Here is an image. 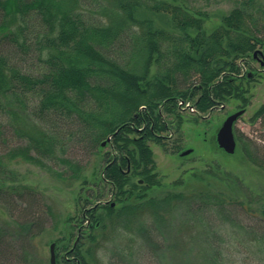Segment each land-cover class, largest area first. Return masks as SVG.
Returning a JSON list of instances; mask_svg holds the SVG:
<instances>
[{
  "label": "trees",
  "instance_id": "obj_1",
  "mask_svg": "<svg viewBox=\"0 0 264 264\" xmlns=\"http://www.w3.org/2000/svg\"><path fill=\"white\" fill-rule=\"evenodd\" d=\"M253 1L234 0L227 13L210 22L209 12L186 0H0V138L9 132L20 142L0 153V201L7 192L20 193L5 185L15 182L11 163L58 161L69 166V178L75 180L81 168L64 157L70 142L98 153L102 142L109 148L99 155L104 166L91 182L107 187L115 204L85 208V227L68 225L78 227V235L71 246V231L64 239V263L70 258L71 264H102L92 255L110 231L101 249L110 255L105 254L104 264H113L114 257L120 258L114 252L118 232L134 242L142 232L139 223L147 219L149 226L165 223L175 235L165 248L169 256L191 259L190 264H237L233 253L247 259L248 244L264 264V229L247 234L237 212L241 201L207 190L146 195L149 188L161 187L151 143L165 149L183 122L196 125L214 106L230 101L238 102L236 110L248 106L249 85L257 74L249 66L254 51L260 50L259 68H264V32L256 33L258 23L248 10ZM156 16L166 17L168 26H156ZM242 59H247V76L239 78ZM178 101L190 102L201 116L186 118ZM259 118H264V105L248 122ZM210 143L221 151L214 139ZM174 144L172 153L185 158L178 155L185 148ZM244 144L253 159L250 145ZM191 177L202 179L196 172ZM90 184L85 179V187ZM209 223L214 236L208 253L197 261L198 252L181 238L187 239L185 229ZM37 225L29 219L13 232L26 240L36 236ZM162 227L159 234L167 231ZM2 236L0 230V264H12ZM130 248L128 243L123 249ZM163 249L157 243L153 255L163 258ZM24 258L31 264L26 252Z\"/></svg>",
  "mask_w": 264,
  "mask_h": 264
},
{
  "label": "rangeland",
  "instance_id": "obj_2",
  "mask_svg": "<svg viewBox=\"0 0 264 264\" xmlns=\"http://www.w3.org/2000/svg\"><path fill=\"white\" fill-rule=\"evenodd\" d=\"M186 1L198 9L209 12L210 22L218 21L220 16L227 13L234 5V0ZM251 6L248 10L249 14H252L254 22L262 23L255 27L256 33L260 35L261 32H264V0H254ZM153 21L158 27H167L169 22L164 16L153 17ZM252 66L257 68L258 64L252 62ZM260 75L250 83L248 106L245 108L244 114L235 122L236 153L233 156H225L221 151L215 150L213 143H210L212 135L225 115L236 111L238 102L230 101L224 104L225 107L222 110L215 111L204 119L199 118L196 125L191 122H183L184 127L182 126L179 133L173 134L170 141H166L165 149L153 143L150 144L155 171L161 187L149 188L146 191L147 197L161 198L167 192L179 191L207 190L221 193L243 203L242 208H239L237 212L242 223L247 225V234L253 235V232H262L264 229V219L261 216V212L264 210V118L255 119L253 123L248 122L252 114L261 105H264V72ZM182 114L186 118L194 117L188 112ZM169 135L164 133V136L168 137ZM176 141L182 148H192L193 152L185 158H178L176 153H172ZM244 141H247V147L250 145L249 150L253 159L246 156ZM19 145L20 142L8 132L0 138V153H5ZM108 149L107 146H103L101 152L98 153L97 148L89 150L85 143L70 142L64 157L70 160L71 164L81 168L78 178L75 180L69 178L73 174L69 166L58 161L43 162L42 166L23 161L9 164L8 168L13 172L15 182H7L5 185L8 187L14 185L13 187H17L20 193L7 192L1 199L0 230L3 234L2 241L10 253L9 260L12 264H28L24 260L25 252L28 255V260L30 259L29 263L31 261V264H49L51 243L55 244L57 264H67L62 260L64 250L61 249V245L70 231L72 239L69 246L73 245L78 235V227L72 228L68 225L82 223L85 227L86 219L85 215H82L85 208L89 209L97 202H114V197L107 187L102 188V185L99 188L93 186L91 182L104 166L99 155ZM194 172L202 179L191 177ZM57 173H60V176ZM85 179L87 183H91L89 187H85ZM86 200L87 203H85ZM29 203H32L31 207ZM29 219H32L35 225L39 222L37 225L39 229L36 230V236L28 235L25 237L26 240H21L13 231L18 229V224ZM147 222L146 219L145 223H139L142 232H137L139 238H134V242L123 235L122 231L118 232L117 242L119 245L117 247L122 251L116 247L114 252L121 259L114 257L113 264H158L159 260L168 264L191 263V259L181 258L178 255L169 256L166 252L165 248L169 242H173L175 235L170 234L171 231L168 233L165 223L158 226L152 221V225L150 223L149 226ZM162 226H165L164 230L167 231L164 233L162 231L159 234L163 229ZM139 228L135 226V229ZM214 228V224L209 223L205 228L201 225H194L192 230H184L187 239L182 236L181 241L188 243L189 247H194V251L198 252L195 255L197 261L208 253L206 249L209 248L213 239ZM103 236H105L104 241H99L98 249L92 255L93 260L102 259V264L106 263L109 253H104L101 248L109 242L110 231H107ZM128 243L131 248L123 249ZM157 243H160L165 249L161 255L163 258L160 257V259L156 258L152 252ZM230 243L232 241H226L227 245ZM83 254L85 255V246ZM233 255L235 259L239 260L237 264H259L251 255L248 244L247 259L244 253L243 255L242 253H233ZM67 262L71 264L70 258Z\"/></svg>",
  "mask_w": 264,
  "mask_h": 264
},
{
  "label": "water",
  "instance_id": "obj_3",
  "mask_svg": "<svg viewBox=\"0 0 264 264\" xmlns=\"http://www.w3.org/2000/svg\"><path fill=\"white\" fill-rule=\"evenodd\" d=\"M256 53H253L255 55ZM263 66V63L260 64ZM244 110L237 111L229 116H227L224 121L221 123L219 128L217 129V133L215 136L217 146L226 154L232 155L235 152L236 148V140L233 132L234 123L237 121L239 116L243 114ZM109 138L107 139V141ZM102 146L105 145V142L101 143ZM192 150L186 149L182 151L179 156H185L189 154ZM141 183V181H140ZM113 206V203H112ZM55 244L51 243L49 246V264H57L55 257Z\"/></svg>",
  "mask_w": 264,
  "mask_h": 264
},
{
  "label": "flooded vegetation",
  "instance_id": "obj_4",
  "mask_svg": "<svg viewBox=\"0 0 264 264\" xmlns=\"http://www.w3.org/2000/svg\"><path fill=\"white\" fill-rule=\"evenodd\" d=\"M253 53H256L255 55H253V57H254V61H249V65L251 66V67H253V68H256V67H254V66H252V62H256L257 64H258V67L256 68L257 69V74H256V77H258V76H261L260 74H263V72H264V68H259V62H260V60H259V57H258V54H261V52H260V50H256V51H254ZM240 65H241V73H239L238 74V77L240 78V77H244L245 75L247 76V59H242L241 61H240V63H239ZM249 74V73H248ZM193 108L192 109H187V108H184V109H181V111L182 112H188L190 115H194L195 116V114L196 115H198V116H201V114L199 113V112H197V110H196V108L194 107V105L192 106ZM225 107V105H220V106H214V108H213V110L210 112V113H208L206 116H209V115H211L213 112H215V111H220V110H222L223 108ZM238 110H240V109H237L236 111H238ZM236 111H234V112H236ZM234 112H232V113H234ZM232 113H227L226 115H225V117H224V119L229 115V114H232ZM204 118H206L205 116L204 117H202L201 119H204ZM223 119V120H224ZM222 120V121H223ZM233 131L235 132V127L233 128ZM216 133H217V131L214 133V135H212V140L214 139V141H215V143H216V139H215V136H216ZM216 145H217V143H216ZM218 147V146H217ZM219 148V147H218ZM220 149V148H219ZM221 150V149H220ZM222 151V150H221ZM127 171H129V164H127Z\"/></svg>",
  "mask_w": 264,
  "mask_h": 264
}]
</instances>
